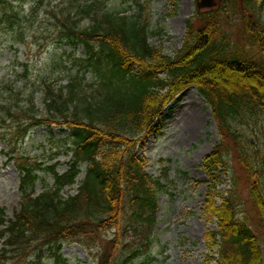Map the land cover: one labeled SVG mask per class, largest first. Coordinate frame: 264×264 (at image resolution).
I'll return each mask as SVG.
<instances>
[{
  "label": "trees",
  "instance_id": "16d2710c",
  "mask_svg": "<svg viewBox=\"0 0 264 264\" xmlns=\"http://www.w3.org/2000/svg\"><path fill=\"white\" fill-rule=\"evenodd\" d=\"M29 1L23 13L13 0H0V29L13 39V47H25V38L41 31L64 45L83 46L86 57L78 61L66 51L54 55L51 65L64 70L57 76L42 72L32 86L28 63L0 83V140L20 174L19 210L10 219L0 207V264H43L47 251L54 264H70L61 254L65 243L80 244L96 264H130L139 250L126 252V236L150 237L157 191L165 188L147 174L148 161L136 149L164 108L189 87L204 97L220 135L203 162L211 179L204 213L216 224L207 235L217 249L212 260L262 264L264 0H227L245 21L243 38L236 41L222 32L214 13H197L202 25L195 29L193 19L187 22L186 42L174 58L150 44L154 32L140 17H128L126 10L101 0H61L55 6L52 0ZM42 13L47 25L35 31ZM89 73L95 80L86 78ZM64 74L68 84L57 89ZM37 94L45 113L36 105ZM54 125L65 136L50 135L49 159L33 160L21 150L30 131ZM60 157H71L63 173L55 162ZM232 159L247 177L256 223L235 189L218 190L219 171L227 170ZM84 165L85 177L78 181ZM40 181L44 188L38 193ZM75 185L77 193L65 196Z\"/></svg>",
  "mask_w": 264,
  "mask_h": 264
},
{
  "label": "rangeland",
  "instance_id": "374dc122",
  "mask_svg": "<svg viewBox=\"0 0 264 264\" xmlns=\"http://www.w3.org/2000/svg\"><path fill=\"white\" fill-rule=\"evenodd\" d=\"M13 1V6L23 10L21 11L23 13L31 7L29 0ZM135 1L141 3L143 7L139 9ZM60 2L61 0H52V6ZM101 2L128 11L130 17L140 13L149 30L155 32L150 36V44L161 48L163 53L170 57H176L184 47L188 34L187 22L193 19L195 29L202 25L200 20L195 19L199 12L197 0H101ZM0 7L3 8V5ZM213 12L223 28L222 32L231 35L235 41L243 38L245 21L243 15L236 10L234 2L223 4ZM202 13L209 15L206 12ZM45 19L42 13L36 23L37 27L39 24L45 27L47 25ZM261 20L264 25V10ZM37 35L38 38L32 35L27 37L26 46L15 52L11 49L13 41L10 35L0 29V83L4 77L12 79L13 67L18 61L20 63L27 61L31 68V77L28 81L30 86L38 82L42 72L57 76L64 70L54 69L51 59L65 51L72 54V49L54 41L53 37L44 32ZM75 56L77 59H84L85 48L78 47ZM72 69H76V66H72ZM67 76L64 74L61 77L67 79ZM87 77L91 81L95 80L92 74ZM66 83L67 81L61 84ZM3 87L4 84H1L0 88ZM40 100L39 97L38 106L44 111L43 106L39 104ZM166 110L168 112L164 115ZM193 114L196 118H193ZM51 133L57 135L62 131L57 127L31 131L21 143V150L27 152L33 160L49 159L52 154L42 153L41 150L48 144L47 140ZM219 140L212 110L195 87L186 89L156 120L150 136L137 148V154L148 160L147 173L156 181L159 180L165 188L157 193V220L150 237L134 233L126 236V244L129 245L126 252L139 250V255L130 264H217L211 259L216 256V249L207 238L208 233L216 229V224L204 214L205 197L211 179L203 167V162ZM225 144L228 145L227 141ZM47 151H50V148ZM8 153V148L0 140V207L6 209L8 218L11 219L19 209L20 174L15 162L9 161L12 155ZM69 161V157L57 159L55 161L59 162L57 169L65 172L69 167ZM82 170L80 178L85 175V166ZM219 174L221 180L218 190L226 192L235 189L251 222L256 223L257 215L250 202L247 177L235 159L229 162L227 170H220ZM40 175L42 176L41 173ZM46 181L51 184L52 178L47 176ZM43 188L44 184L38 182L36 186L38 193H41ZM77 189V186L66 189V195H75ZM255 232L261 236L258 228H255ZM101 242L104 243L105 240ZM261 242L264 251V239ZM61 254L70 261V264H96L94 255L77 243H65ZM46 256L43 264H54L47 252Z\"/></svg>",
  "mask_w": 264,
  "mask_h": 264
},
{
  "label": "water",
  "instance_id": "95a60500",
  "mask_svg": "<svg viewBox=\"0 0 264 264\" xmlns=\"http://www.w3.org/2000/svg\"><path fill=\"white\" fill-rule=\"evenodd\" d=\"M218 1H223V0H218ZM216 0H200L198 7L199 9L203 8H213L216 6Z\"/></svg>",
  "mask_w": 264,
  "mask_h": 264
},
{
  "label": "bare ground",
  "instance_id": "6f19581e",
  "mask_svg": "<svg viewBox=\"0 0 264 264\" xmlns=\"http://www.w3.org/2000/svg\"><path fill=\"white\" fill-rule=\"evenodd\" d=\"M168 112V110L165 111L164 115H166ZM193 118H196V116L193 114ZM192 117L190 119H193ZM159 122V121H158ZM157 122V123H158ZM193 123H195L194 119H193ZM190 131H192V129L190 128ZM150 141V140H149Z\"/></svg>",
  "mask_w": 264,
  "mask_h": 264
}]
</instances>
